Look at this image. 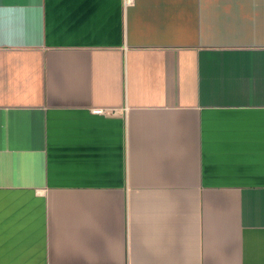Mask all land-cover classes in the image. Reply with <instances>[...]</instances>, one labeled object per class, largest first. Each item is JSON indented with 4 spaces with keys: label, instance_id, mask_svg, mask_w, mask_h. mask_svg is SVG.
<instances>
[{
    "label": "crops",
    "instance_id": "1",
    "mask_svg": "<svg viewBox=\"0 0 264 264\" xmlns=\"http://www.w3.org/2000/svg\"><path fill=\"white\" fill-rule=\"evenodd\" d=\"M0 264H264V0H0Z\"/></svg>",
    "mask_w": 264,
    "mask_h": 264
},
{
    "label": "built area",
    "instance_id": "2",
    "mask_svg": "<svg viewBox=\"0 0 264 264\" xmlns=\"http://www.w3.org/2000/svg\"><path fill=\"white\" fill-rule=\"evenodd\" d=\"M132 2V0H124L125 5L130 4ZM93 112L95 113H105L106 111L102 108H96L93 109Z\"/></svg>",
    "mask_w": 264,
    "mask_h": 264
}]
</instances>
